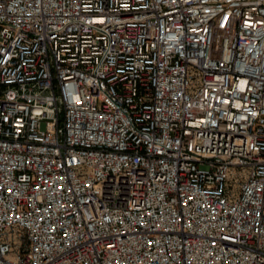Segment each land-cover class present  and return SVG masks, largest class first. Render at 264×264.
Here are the masks:
<instances>
[{
  "label": "built area",
  "instance_id": "obj_1",
  "mask_svg": "<svg viewBox=\"0 0 264 264\" xmlns=\"http://www.w3.org/2000/svg\"><path fill=\"white\" fill-rule=\"evenodd\" d=\"M0 264H264V0H0Z\"/></svg>",
  "mask_w": 264,
  "mask_h": 264
}]
</instances>
